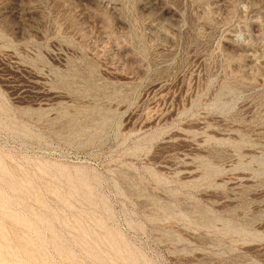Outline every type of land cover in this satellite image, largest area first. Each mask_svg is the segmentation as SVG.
I'll return each instance as SVG.
<instances>
[{
    "label": "rangeland",
    "instance_id": "374dc122",
    "mask_svg": "<svg viewBox=\"0 0 264 264\" xmlns=\"http://www.w3.org/2000/svg\"><path fill=\"white\" fill-rule=\"evenodd\" d=\"M0 264H264V0H0Z\"/></svg>",
    "mask_w": 264,
    "mask_h": 264
},
{
    "label": "bare ground",
    "instance_id": "6f19581e",
    "mask_svg": "<svg viewBox=\"0 0 264 264\" xmlns=\"http://www.w3.org/2000/svg\"><path fill=\"white\" fill-rule=\"evenodd\" d=\"M57 95V94H56Z\"/></svg>",
    "mask_w": 264,
    "mask_h": 264
}]
</instances>
